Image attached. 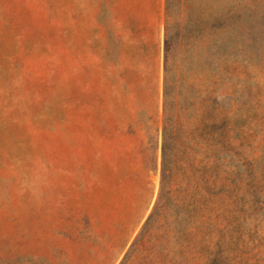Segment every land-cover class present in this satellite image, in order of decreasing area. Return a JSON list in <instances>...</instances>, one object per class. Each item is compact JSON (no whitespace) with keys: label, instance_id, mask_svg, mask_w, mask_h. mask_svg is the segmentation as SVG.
<instances>
[{"label":"rangeland","instance_id":"1","mask_svg":"<svg viewBox=\"0 0 264 264\" xmlns=\"http://www.w3.org/2000/svg\"><path fill=\"white\" fill-rule=\"evenodd\" d=\"M0 264H264V0H0Z\"/></svg>","mask_w":264,"mask_h":264},{"label":"trees","instance_id":"2","mask_svg":"<svg viewBox=\"0 0 264 264\" xmlns=\"http://www.w3.org/2000/svg\"><path fill=\"white\" fill-rule=\"evenodd\" d=\"M168 39L165 34L164 38V52H165V66H164V77H163V137H162V149H163V160L165 159V149L169 145L170 141L173 140L172 130L174 128L176 119L174 118V96L172 93L171 79L169 77V70L167 67L168 60Z\"/></svg>","mask_w":264,"mask_h":264},{"label":"crops","instance_id":"3","mask_svg":"<svg viewBox=\"0 0 264 264\" xmlns=\"http://www.w3.org/2000/svg\"><path fill=\"white\" fill-rule=\"evenodd\" d=\"M128 2L135 13H145V16L152 21L160 18L163 0H128Z\"/></svg>","mask_w":264,"mask_h":264}]
</instances>
